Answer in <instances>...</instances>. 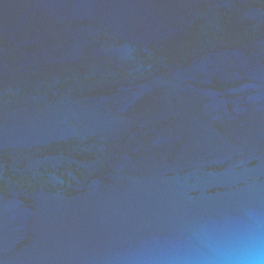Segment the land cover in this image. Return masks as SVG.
<instances>
[{
	"label": "water",
	"instance_id": "95a60500",
	"mask_svg": "<svg viewBox=\"0 0 264 264\" xmlns=\"http://www.w3.org/2000/svg\"><path fill=\"white\" fill-rule=\"evenodd\" d=\"M264 211V0H0V264H166Z\"/></svg>",
	"mask_w": 264,
	"mask_h": 264
},
{
	"label": "clouds",
	"instance_id": "9594fccd",
	"mask_svg": "<svg viewBox=\"0 0 264 264\" xmlns=\"http://www.w3.org/2000/svg\"><path fill=\"white\" fill-rule=\"evenodd\" d=\"M166 264H264V211L249 207L203 226L191 246Z\"/></svg>",
	"mask_w": 264,
	"mask_h": 264
}]
</instances>
